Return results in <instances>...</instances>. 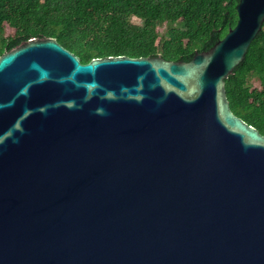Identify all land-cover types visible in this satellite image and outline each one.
Returning <instances> with one entry per match:
<instances>
[{"label": "water", "instance_id": "water-1", "mask_svg": "<svg viewBox=\"0 0 264 264\" xmlns=\"http://www.w3.org/2000/svg\"><path fill=\"white\" fill-rule=\"evenodd\" d=\"M237 13L190 61L0 55V264H264V134L226 90L264 0Z\"/></svg>", "mask_w": 264, "mask_h": 264}, {"label": "trees", "instance_id": "trees-1", "mask_svg": "<svg viewBox=\"0 0 264 264\" xmlns=\"http://www.w3.org/2000/svg\"><path fill=\"white\" fill-rule=\"evenodd\" d=\"M239 1L0 0V55L32 37H56L84 63L109 55L190 61L236 26ZM226 90L233 112L264 134V25Z\"/></svg>", "mask_w": 264, "mask_h": 264}, {"label": "rangeland", "instance_id": "rangeland-1", "mask_svg": "<svg viewBox=\"0 0 264 264\" xmlns=\"http://www.w3.org/2000/svg\"><path fill=\"white\" fill-rule=\"evenodd\" d=\"M132 20H133L134 22H137V23H140V22H141V20H140L138 17H133ZM6 30H7V33H8V34L13 32V30H12L11 28H9L8 26H6ZM165 30H166V26H163V27L160 28L161 33H164ZM255 84L258 85V83H255Z\"/></svg>", "mask_w": 264, "mask_h": 264}]
</instances>
